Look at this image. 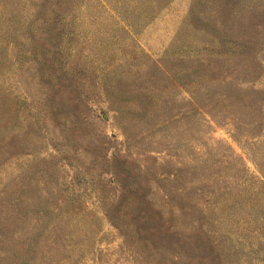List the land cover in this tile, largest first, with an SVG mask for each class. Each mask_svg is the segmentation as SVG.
Segmentation results:
<instances>
[{"label": "rangeland", "instance_id": "rangeland-1", "mask_svg": "<svg viewBox=\"0 0 264 264\" xmlns=\"http://www.w3.org/2000/svg\"><path fill=\"white\" fill-rule=\"evenodd\" d=\"M0 264H264V0H0Z\"/></svg>", "mask_w": 264, "mask_h": 264}]
</instances>
